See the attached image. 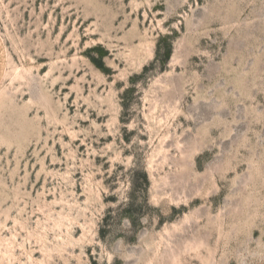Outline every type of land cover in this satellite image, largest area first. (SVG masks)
I'll return each instance as SVG.
<instances>
[{
  "label": "rangeland",
  "instance_id": "374dc122",
  "mask_svg": "<svg viewBox=\"0 0 264 264\" xmlns=\"http://www.w3.org/2000/svg\"><path fill=\"white\" fill-rule=\"evenodd\" d=\"M0 264H264V0H0Z\"/></svg>",
  "mask_w": 264,
  "mask_h": 264
},
{
  "label": "crops",
  "instance_id": "0c3cea01",
  "mask_svg": "<svg viewBox=\"0 0 264 264\" xmlns=\"http://www.w3.org/2000/svg\"><path fill=\"white\" fill-rule=\"evenodd\" d=\"M0 56H1V47H0ZM0 74H1V70H0Z\"/></svg>",
  "mask_w": 264,
  "mask_h": 264
}]
</instances>
